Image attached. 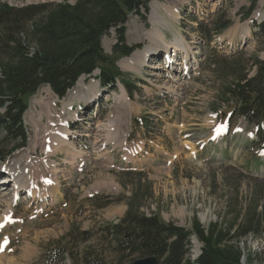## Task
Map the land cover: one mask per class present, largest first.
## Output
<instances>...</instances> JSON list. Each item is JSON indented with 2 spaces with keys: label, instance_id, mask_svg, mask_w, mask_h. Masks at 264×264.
Returning <instances> with one entry per match:
<instances>
[{
  "label": "rangeland",
  "instance_id": "1",
  "mask_svg": "<svg viewBox=\"0 0 264 264\" xmlns=\"http://www.w3.org/2000/svg\"><path fill=\"white\" fill-rule=\"evenodd\" d=\"M63 1L0 0V3L22 7ZM67 1L71 4L76 2ZM152 1L147 11L142 8L140 13L128 16L125 24L127 46L145 47L147 40L144 34L149 28L147 19ZM159 1L177 9L180 14L174 21L161 10V16L169 25L162 28L166 38L172 40L176 32L180 33L196 51L198 64L189 75L181 78L184 85L180 96L169 93L166 88L176 84L173 79L178 72L166 73L167 58L163 51L148 62L149 65H163L161 70L166 76L156 81L158 87L148 82L149 78L154 80L148 67L141 74L130 72L119 66V61L126 56L117 60L121 75L115 92L121 93L125 88L128 102L133 106L130 108L128 104L124 112L117 111L118 104L113 97L107 99L102 86L97 89L94 102L89 103L88 99L75 101L67 110L60 104L64 98H58L48 85H43L30 96L29 107L24 114L29 133L27 144L12 150L7 161L0 164V247L7 237L6 246L0 252V264H45L43 257L60 246L66 248L65 260L61 264H79L88 251H100L112 264L117 255L113 245L103 239L100 227L118 223L128 209V202L136 196L135 210L148 216L157 214L164 221L187 230L194 219L205 227L211 223L235 225L242 221L247 208L257 211L263 224L260 232L242 237L238 245L243 251L242 264H264V156L259 157V148L249 144L255 128L242 118L227 119L234 105H221L213 110L219 86L228 81V76L215 74V67H210L209 62L222 57L227 58L226 63L240 59L236 61L239 66L249 65L248 75L254 74L252 61L256 58L264 60V32L258 28L264 20V0H258L255 11L248 18H242L240 9L248 7L249 0ZM216 19L231 23L225 32L209 42L203 28ZM115 44L117 33L111 29L103 38L102 46L106 53L112 55ZM225 64L219 65L221 72L228 69ZM84 79L88 88H93L91 81L97 80L95 76ZM125 81L129 84L126 85ZM78 82L73 88H77ZM29 110H32L30 115L27 114ZM2 111L0 107V113ZM52 112L63 120L68 119L69 114H77L76 118L69 120L73 130L71 135L76 137L68 138L75 141V145L78 143L82 152L77 154L82 161H76L78 157L75 155V167L63 163L71 159V151L66 152L68 145H62V150L55 153L54 146L43 135L44 127L50 121L56 122L57 117L49 115ZM111 113L124 124L123 130L129 136L127 145L122 149L110 143L105 148L107 157L99 159L96 151L104 150V147L101 146L103 141L95 136V127L108 119ZM227 127L229 132L225 134ZM4 133L0 129V148L6 146L1 142ZM24 149L31 151L33 159L44 164L48 180H51L48 163L55 162L57 167L65 170V175H58L55 201L47 198L43 203L47 205L44 210H41V202L31 200L24 191L13 200L9 199L11 195L2 197L12 184L4 180L7 164L13 155ZM125 149L134 150L130 159L125 157ZM35 187H43V183L38 181ZM108 199L112 201L110 204L104 208L96 207L99 200ZM117 199L122 200L115 201ZM8 205L12 207L9 213L5 212ZM200 252L201 243L194 238L189 256L196 259ZM125 264H130V261Z\"/></svg>",
  "mask_w": 264,
  "mask_h": 264
},
{
  "label": "trees",
  "instance_id": "2",
  "mask_svg": "<svg viewBox=\"0 0 264 264\" xmlns=\"http://www.w3.org/2000/svg\"><path fill=\"white\" fill-rule=\"evenodd\" d=\"M151 0H76L71 4L49 2L14 7L0 3V129L4 130L0 148V164L5 163L12 150L25 146L29 133L24 123L28 99L43 85H49L55 95L64 98L83 76L101 70L100 83L105 88H115L121 75L117 60L129 56L138 46L126 45L125 24L130 14L147 11ZM248 7L240 9L242 18L253 14L258 0H249ZM230 21L216 19L203 28L211 42L225 32ZM264 32V20L258 24ZM111 29L117 33L113 54L102 46L104 36ZM240 60V59H239ZM238 59L226 63L227 58L211 59L210 67L217 75L228 76L218 89L217 106L234 105L228 120L242 118L256 128L257 141L264 143V60L252 61L254 74L249 76V65H240ZM214 62V63H213ZM221 63H226L221 72ZM125 84L129 83L125 81ZM225 114V113H224ZM15 142H17L15 144ZM1 145V144H0ZM13 145L11 149L9 146ZM134 199L118 223L100 227L104 240L113 245L116 260L112 264H130L135 257L155 256L158 264H242L243 251L238 241L254 232H260L262 222L257 211L247 208L238 224L211 223L203 226L194 219L187 230L172 222L164 221L157 214L148 216L135 210ZM117 199L115 201H121ZM114 201V202H115ZM99 200L96 207L109 203ZM139 207V206H138ZM258 216V217H257ZM237 220V218H235ZM237 222V221H236ZM201 243L202 253L197 259L189 256L191 241ZM65 246L50 250L44 257L45 264H61L65 260ZM79 264H110L103 253L87 252Z\"/></svg>",
  "mask_w": 264,
  "mask_h": 264
},
{
  "label": "bare ground",
  "instance_id": "3",
  "mask_svg": "<svg viewBox=\"0 0 264 264\" xmlns=\"http://www.w3.org/2000/svg\"><path fill=\"white\" fill-rule=\"evenodd\" d=\"M209 1H213V0H209ZM161 10L165 11L169 19L177 21V19L179 18L178 16L180 14L177 13L178 12L177 9L166 6L165 2L163 1H159V0L152 1L150 3V10L147 19L149 28L145 31L144 34V39L147 40L145 47L136 49L135 51L132 52L131 55L121 59L119 61V66L122 68V70L135 72L139 74H141L142 71H144L148 67L150 69L149 71L152 72L151 74L153 75L154 80H150V78L147 80L151 85L158 87L156 81L157 80L159 81L160 79L162 80V78L166 76L164 72H162L161 70L163 65H161L160 63H156L155 65H149L148 62L150 61L151 57L158 56V54L161 51H163L166 54V56H169L171 58V62H169L166 65L167 68L166 73L172 70L178 72V74H176L177 77L173 79V82H176V84H170L166 88L168 89L169 93H174L177 97H179L180 92H182L181 91L182 86L184 85V82L181 80V78H185V76L189 75L191 71L195 69L198 64L195 55L196 51L194 50L195 49L194 46L189 44L184 38V36L180 33L176 32V35L172 40H168L166 38V34L162 28L168 27L169 25L168 23H166L165 19L161 16L160 13ZM177 55H180L181 59L176 62L175 61L173 62L174 58ZM78 81L79 82L77 88L75 87L72 90H70L67 94L68 96H66L63 100L60 101V104L62 105V109L67 110V108H69V106L73 102L81 101L82 99H88L87 101L89 103L94 102L95 97L98 95L97 93L99 91L97 90L98 89L97 82L91 81V86L93 88H88L84 77H81ZM146 88H148V86H146ZM160 89H162V87H160ZM85 90L87 91L86 95H84ZM111 97H113L114 101L118 104L117 106H119L117 108L118 112L126 111L129 106L130 108L131 107L133 108L131 103L128 102L127 92L125 88H122L121 93H114L113 95H108L107 99ZM31 112L32 110H29L27 114L30 115ZM49 115L52 117L56 116L57 119L55 120L56 121L55 124L52 123V121H50L48 123V126L44 127L46 129L43 131V135L45 138L48 139L47 141L52 143V146H54L55 148L54 149L55 153H58V151L62 150L61 149L62 145L67 144L68 149H66V152L69 153V151H71V154L69 153V156L71 155V159H69L70 163L67 162L66 159L63 160L66 161L63 163L65 164L67 163L70 166L75 167L74 166L75 163L74 159L76 158L75 155L81 154L82 152L78 143L77 145H75L74 143L76 142L69 141L68 138L72 136L71 133L73 132V130L70 127L69 120L76 118L77 114L76 112L69 114L68 119L66 120L61 119L55 112L49 113ZM122 125L124 124L121 123L119 117H115L113 113L109 114V118L106 119L104 122H101L96 125L95 136L97 140L103 141L101 146L104 147V150L97 149L96 151L97 158L105 159V157H107L108 152L105 151V148L110 143H112V145H114L115 147H121V148L127 145V140L129 136L127 135L126 130H123ZM56 126H59L60 129H57ZM87 136L88 135H86V138ZM72 137H76V136H72ZM125 150H126L125 157H128L130 159V157L132 156V152L134 150L132 151L131 149H129L131 153L129 152L128 149ZM77 157L79 156L77 155ZM43 165L44 164H42L40 160L35 158L33 159L31 157V151H28L26 149L20 150L15 155H13L12 158L9 160V163L7 164V170H8L7 178L4 179L6 180L5 181L6 183L10 181L12 184L9 187L10 188L9 192L3 194L2 197H7L8 195H11V198L9 199L13 200L15 197H18L21 194V192L24 191L28 195V198H30L31 200L35 201L36 203L41 202V210L46 209L47 205L43 203L44 201H46L47 198H51L53 199L52 201H55V197H56L55 193L58 191L57 190L55 192V189L59 184L58 175L60 176L61 174H64L65 170L62 167L60 168L57 167L55 162L48 163V168H49L48 172L50 173L51 176V180H48L46 177L47 172L43 167ZM38 181L43 183V187L40 188L35 187ZM10 211H12V207L11 205H8V207L5 209V212L9 213ZM4 239L6 240L7 237Z\"/></svg>",
  "mask_w": 264,
  "mask_h": 264
},
{
  "label": "water",
  "instance_id": "4",
  "mask_svg": "<svg viewBox=\"0 0 264 264\" xmlns=\"http://www.w3.org/2000/svg\"><path fill=\"white\" fill-rule=\"evenodd\" d=\"M133 264H158V259L155 256L146 257L135 261Z\"/></svg>",
  "mask_w": 264,
  "mask_h": 264
}]
</instances>
